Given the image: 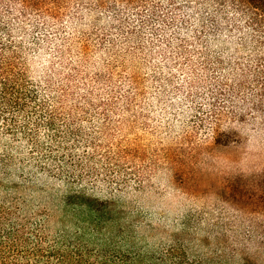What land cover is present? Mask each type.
I'll return each mask as SVG.
<instances>
[{
  "label": "trees",
  "instance_id": "obj_1",
  "mask_svg": "<svg viewBox=\"0 0 264 264\" xmlns=\"http://www.w3.org/2000/svg\"><path fill=\"white\" fill-rule=\"evenodd\" d=\"M166 1L95 0L87 16H104L83 32L66 0H0V264H264V168L212 184V207L172 228L125 200L160 170L199 200L208 150L191 136L168 147L128 136L141 68L165 108L189 104L183 125L211 126L216 148L242 144L237 125L264 131V0Z\"/></svg>",
  "mask_w": 264,
  "mask_h": 264
},
{
  "label": "rangeland",
  "instance_id": "obj_2",
  "mask_svg": "<svg viewBox=\"0 0 264 264\" xmlns=\"http://www.w3.org/2000/svg\"><path fill=\"white\" fill-rule=\"evenodd\" d=\"M68 7H69V14L76 15L77 12H80L79 15L83 16V26L81 31L85 32V30L91 31L86 24L90 23L91 20L97 18H103L104 15H101L99 12L92 13L91 15L87 16L85 9L91 7L95 0H66ZM105 2L107 5L110 4L112 1L116 0H100ZM149 3L151 2H164V4H168L166 0H147ZM171 3H175V5L181 6H190L191 8H196L198 3L205 2L208 3L207 0H168ZM170 3V2H169ZM186 4V5H183ZM82 6H84L82 8ZM83 9V10H82ZM82 11V12H81ZM100 26L101 23H100ZM67 30V29H66ZM69 31V29L67 30ZM75 36H79L78 34ZM150 36V37H149ZM145 38L150 40L152 38L149 33L145 35ZM157 51H154V59L150 60L152 64H161L162 61L159 58L155 57ZM99 57H102L99 54H94L93 59L99 61ZM103 58V57H102ZM104 59V58H103ZM43 62V61H41ZM145 62V61H144ZM39 63V60H38ZM101 64V63H97ZM36 67V65H33ZM35 67L33 71L35 73ZM38 67V65H37ZM139 74L144 75L147 78H142L147 80L146 84V96L142 99L141 108L137 110L139 112H143L142 115L138 116L139 123L134 126V129L128 131L130 133L131 138L141 137L142 144L148 146H158V147H168L173 145L175 142L183 143V139L185 140L186 137H190V144L193 146L208 149L207 151L204 150L203 156L199 159L201 160L198 170L200 175L203 176L202 180V188L201 192L202 195L200 196L199 200L192 201L186 200V198L180 196L178 191L174 189L172 184L170 183V178L168 175L165 174L162 170H160L155 176L151 178L149 184L145 186V192L137 193L131 192L130 195L125 197V200L129 203H132V206H135L138 209H141L146 214L151 216L152 221L154 224H162L164 228H172L171 222L173 219L176 218L179 214H183L187 208H199V207H212V184L215 183L218 185L225 177L233 175V174H242V173H250L253 170H258L264 168V131L254 132L250 128H246L243 126L237 125L235 128L239 132L240 136L242 137V144L231 146L229 148L223 147H215L212 145V137H211V126L208 125L205 130L197 131V129L190 128L186 125H183L184 117L182 116L183 111L188 110L187 103L184 101L185 105H181L180 102L179 108H175V110L164 107V104H161L159 101L162 98H157L159 91L157 88L153 87V81L157 78H152V69H139ZM38 74V73H37ZM151 77V78H150ZM183 79V78H176ZM189 79V78H188ZM198 79V78H197ZM199 79H206V78H199ZM180 82V81H178ZM152 84V85H151ZM202 86L204 87L205 84L202 82ZM163 96V95H162ZM166 100L169 99L164 96ZM177 102L173 99L168 100L169 105L170 103L174 104ZM161 105V106H160ZM192 115L195 113H191V115L187 116L186 121L195 120ZM198 115V114H197ZM192 116V117H190ZM198 117H200L198 115ZM147 119V120H146ZM198 122V121H197ZM191 127H196L197 123L194 125L189 123ZM154 128L156 130L155 135H151V130ZM127 132V133H128ZM153 144V145H151ZM22 147L25 149L24 143L21 144ZM209 147H212V149ZM197 148V149H199ZM202 149V150H203ZM202 162H205L202 164ZM10 184H21L19 179L12 178L9 179ZM34 185V184H33ZM53 185V184H52ZM44 185L43 183H36L35 190H31V192H38L42 196H47L48 192L54 194L55 197L62 196L61 194V186L54 185ZM39 189H44L45 194H41ZM47 190V191H46ZM52 190V191H51ZM27 192L29 197L33 196L32 199L36 196L35 194ZM96 194V193H94ZM98 195L100 193H97ZM105 197V193H103ZM41 198V196H39ZM50 201V200H49ZM46 202L48 200L46 199ZM167 223V224H166ZM55 225H53L54 227Z\"/></svg>",
  "mask_w": 264,
  "mask_h": 264
}]
</instances>
